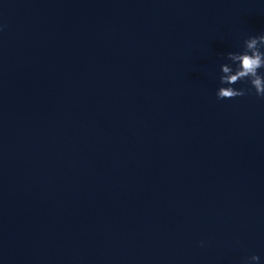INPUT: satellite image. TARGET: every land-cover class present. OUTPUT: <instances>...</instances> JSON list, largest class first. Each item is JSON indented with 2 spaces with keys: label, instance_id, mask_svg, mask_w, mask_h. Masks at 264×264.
<instances>
[{
  "label": "water",
  "instance_id": "1",
  "mask_svg": "<svg viewBox=\"0 0 264 264\" xmlns=\"http://www.w3.org/2000/svg\"><path fill=\"white\" fill-rule=\"evenodd\" d=\"M261 30L264 0H0V264H264V98L214 95Z\"/></svg>",
  "mask_w": 264,
  "mask_h": 264
},
{
  "label": "clouds",
  "instance_id": "2",
  "mask_svg": "<svg viewBox=\"0 0 264 264\" xmlns=\"http://www.w3.org/2000/svg\"><path fill=\"white\" fill-rule=\"evenodd\" d=\"M215 79L214 95L217 100L241 96L246 92L264 98V30L245 36L237 50L224 52ZM237 81L248 87H233ZM198 243L203 246L205 242ZM259 259L253 253L246 257L243 264H258Z\"/></svg>",
  "mask_w": 264,
  "mask_h": 264
}]
</instances>
